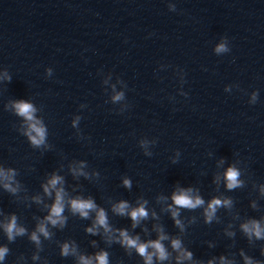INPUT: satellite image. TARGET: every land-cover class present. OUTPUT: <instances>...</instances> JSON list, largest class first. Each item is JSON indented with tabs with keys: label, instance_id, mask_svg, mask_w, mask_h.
Here are the masks:
<instances>
[{
	"label": "clouds",
	"instance_id": "9594fccd",
	"mask_svg": "<svg viewBox=\"0 0 264 264\" xmlns=\"http://www.w3.org/2000/svg\"><path fill=\"white\" fill-rule=\"evenodd\" d=\"M174 10V6H173ZM228 46V38L223 37L215 46V53L221 55L230 52ZM47 73L50 76L52 69H47ZM3 79L11 81V76L5 71ZM105 83L108 81L105 80ZM119 83L124 84L123 81ZM127 88V85L124 84ZM227 90V89H226ZM112 96L111 103L119 104L126 100L124 91H117L116 85H112ZM187 95L186 93H182ZM258 91L252 93L251 103H255L258 99ZM81 108L86 105H81ZM129 107L125 104L120 112H123ZM7 110H10L17 117L22 118L23 123L17 131L25 136L29 144L35 149H47L50 145L47 142L48 128L41 116L38 115L40 109L37 108L32 102L27 100H14L6 106ZM81 116L77 115L72 120V127L79 128ZM140 147L147 149L148 141L141 140ZM145 155L151 156L152 153L145 151ZM179 155V153H177ZM177 161L174 159L173 163ZM223 163V161H221ZM84 161H80L70 165L71 174L74 177L84 176L89 178V173L84 171L86 167ZM18 171L12 167L5 168L0 165V187L3 188L7 193L17 196L21 191V184L16 179ZM98 175V174H97ZM241 171L235 165H230L224 171L222 179L225 182V186L228 191H233L238 188L244 187V181L241 179ZM221 177L216 178L218 182ZM64 177L59 174H51L47 179V182L42 185L44 195L52 199L50 204H44L46 215L42 218L34 217L36 220L35 228L33 231L29 230L19 223L18 217L15 213L7 214L0 211V230L6 236L9 243L15 242L18 237L27 236L29 241L32 242L37 251L32 254L31 259L33 261L41 260L40 252L43 251V241L52 240L54 232L51 229L63 230L68 221V216L65 215L67 211L72 216H78L81 219L88 220L91 218L90 214L95 213V218L92 222L91 227L85 229L86 233L97 236L100 234V230L103 229L105 236V243L109 246L112 244H119L126 253L132 254L131 250L142 258L143 264H156L160 262L163 264L165 261L171 259V253L163 243L164 241L170 240L172 250L177 253L175 260L176 264H184L185 261H193V253L187 250L182 240L179 237L171 238L163 230L161 226H156L155 231L157 232V238L147 241H142L139 235H130L127 229L113 228L108 219L107 212L104 208L99 207L97 203L91 198H84L82 196L72 197L68 191H66ZM123 186L130 189L132 187V181L129 178L123 179ZM261 195L264 196V186L260 188ZM54 194V198H53ZM167 199V198H162ZM32 200L37 204H43V198L41 196H34ZM147 200L138 201L136 207H132L128 201L120 200L117 203L112 204V212L118 216L130 217L132 221V227H138L143 220L149 218V211L147 209ZM206 205V206H205ZM233 207V200L230 197H214L206 203L205 199L199 194V191L194 188H177L171 195V203L167 206V211L171 213L172 220L177 228L181 232L185 231V225L181 221L180 210H196L203 208L204 222L205 224H211L213 220L217 219V211L221 208H227L231 210ZM253 209H257L258 205L253 202ZM152 217L156 218V213L152 212ZM240 230L243 232L249 243L255 241H264V217L261 219H247L240 224ZM227 235L234 237V232H227ZM95 247V242H93ZM211 246V245H210ZM10 253V249L7 245H0V264H4L7 255ZM59 254L61 257H74L76 264H110L109 252L101 249L94 255H85L81 253L79 246L75 241H66L59 244ZM243 257L244 264H264V261L254 259L251 256L245 255L243 251L240 252ZM261 255H264V248H261ZM24 258V257H22ZM25 259V258H24ZM219 264H235L233 260L228 259L226 256L221 255L219 258ZM44 264H47V260H44ZM194 264H202V262L196 261ZM207 264H216V258L207 261Z\"/></svg>",
	"mask_w": 264,
	"mask_h": 264
}]
</instances>
